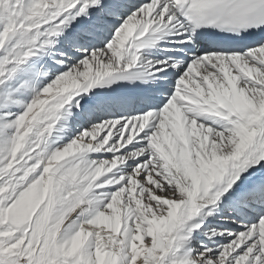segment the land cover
Returning <instances> with one entry per match:
<instances>
[{
  "label": "snow or ice",
  "instance_id": "6c2138e0",
  "mask_svg": "<svg viewBox=\"0 0 264 264\" xmlns=\"http://www.w3.org/2000/svg\"><path fill=\"white\" fill-rule=\"evenodd\" d=\"M0 264H264V0H0Z\"/></svg>",
  "mask_w": 264,
  "mask_h": 264
}]
</instances>
